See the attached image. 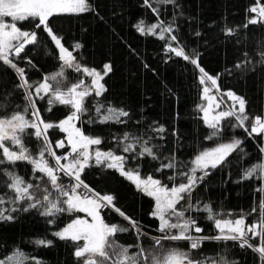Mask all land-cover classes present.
Here are the masks:
<instances>
[{
  "label": "trees",
  "instance_id": "trees-1",
  "mask_svg": "<svg viewBox=\"0 0 264 264\" xmlns=\"http://www.w3.org/2000/svg\"><path fill=\"white\" fill-rule=\"evenodd\" d=\"M87 2L91 10L53 15L49 19V27L82 68L103 73L104 65H111V71L103 79L107 91L101 97H96L94 93L88 96L85 101L88 111L77 121L86 136L101 139V144L90 146L92 151L99 149L101 152L112 151L127 156L125 170L136 169L140 178L151 176L171 188L181 179L177 177L170 181L168 177L179 171H188L197 154L213 149L222 141L240 139L243 143L239 149L227 158L226 163L210 171V175L195 189L192 200L201 207L210 204L222 219H236L243 215L247 224L257 221L259 203L264 197V192L260 191L264 187V180L258 176L242 180L241 176L246 169L264 160V153L260 151L264 147V134L249 136L243 128L233 126L237 121L232 117L225 121L220 139H209L212 129L204 122L201 110L203 98L199 69L203 68L208 75L218 78L223 92L231 91L245 99L246 114L249 116L245 127L250 130L256 116L264 118V57L261 55L264 53V17L260 16L259 11L250 12L253 7H264V0H176L175 5L153 2L152 7L158 8L159 14L146 7L144 0ZM253 19L258 22L250 24L249 21ZM141 20L145 27L161 22L165 27L172 24V34L177 36L186 54L193 58L198 55L199 67L166 51L168 33H165L164 40L159 38L160 29L156 30V35L141 34L136 28ZM36 23L35 20L17 23L22 30L35 31L39 42L27 46L25 53L14 59L18 67L25 69V76L33 85L42 82L44 76L60 71L63 63L54 41L43 28H36ZM228 29H233V34L229 35ZM77 43L81 45L78 49L75 48ZM172 46L176 47V42H172ZM238 63L242 66L236 67ZM64 73L59 84L62 90L88 80L83 72H77L74 68H65ZM19 83L20 78L15 72L0 63V118L23 112L27 106L24 90L17 87ZM51 83L55 86V82ZM97 100L105 106L112 105L128 111L130 116L122 118L126 123L96 121ZM36 105L45 122L58 123L72 111L70 106L59 104L49 111L47 97L37 99ZM30 111L26 113L27 118H31ZM160 125L165 128L164 133L157 134L150 128ZM124 133L145 140L151 137L149 146H155L153 151L159 159L153 160L147 155L133 159L132 153H124L123 143H128L120 142ZM49 138L55 142L59 140L57 128L49 132ZM23 142L36 156L41 141L25 134ZM173 155L177 167L157 171L161 162L167 163V158ZM0 169L15 171L26 182L32 183L33 194L38 199L45 195V189L54 198L57 195L48 179L40 174L34 178L32 167L24 162L15 165L5 163L0 165ZM65 178H60L59 183L64 186L72 184V180ZM6 180L7 177L0 174V195L7 199L14 194L4 187ZM81 180L96 194L115 198L114 208L102 209L104 221L109 225L130 228L129 221L115 211L116 208L120 209L146 233L139 243L148 252L162 255L170 249H178L189 253L193 260L204 261V264H211L212 261L219 264L221 257L228 264H261L258 253L250 248H241L238 242L233 241L209 240L201 248L192 250L188 241L164 240L162 247H156L151 238L162 233L158 231V218L151 215L155 209L154 197L138 190L133 181L116 169L95 164L84 169ZM23 206L26 205H20ZM4 207L13 206L6 204ZM253 208L257 211L253 212ZM41 211H16L11 213L13 220H0V260L19 250L27 257L24 264H35L36 260L43 264H83V258L78 259L74 255L79 242L61 240L53 235L74 219L75 211L59 213L55 217L42 216ZM190 214L203 229L199 235L218 234L214 223L207 219L206 212L191 211ZM50 220H54V223H50ZM37 240L52 241V244L38 245ZM115 240L124 246H135L138 242L134 229L117 233ZM252 243L256 245L259 240H252ZM132 251H136L135 247Z\"/></svg>",
  "mask_w": 264,
  "mask_h": 264
},
{
  "label": "snow or ice",
  "instance_id": "snow-or-ice-1",
  "mask_svg": "<svg viewBox=\"0 0 264 264\" xmlns=\"http://www.w3.org/2000/svg\"><path fill=\"white\" fill-rule=\"evenodd\" d=\"M176 4V0H144V5L151 8L153 13L159 14V9L152 7V3ZM91 10V5L87 0H0V63L7 68L13 70L20 78L18 88L24 90V99L27 106L23 112H15L10 117L0 118V165L8 163L15 165L18 161H27L32 165L33 172L43 173L47 177L49 184L56 190L57 195L53 198L52 194L45 189V195L42 199H38L33 194L32 183L26 182L15 171L8 169H0V174L7 177L4 187L10 190L14 195L5 198L0 195V220L11 221L14 216L11 214L16 211H30L32 209H42L40 214L45 217H55L59 213L84 211L92 217V222L87 220L76 219L68 224L62 230L53 233L54 236L61 240H71L73 242L84 241L82 245L76 244L74 252L75 257L83 258V264H204V261L193 260L189 253L182 252L178 249H170L162 255H156L154 252L146 251L139 243L140 238L145 236L140 226L130 217H127L120 209L115 211L119 213L124 219L129 221L130 228H125L117 224L108 225L100 216L101 208L112 206L114 197L112 195H105L100 197L95 194L96 198L90 196H81L77 189L83 187L88 188L81 180V173L85 168L91 167L93 164L106 167L108 169H116L120 174L127 179L133 181L138 190H142L147 195L154 197L155 209L151 213L153 217L158 218V231L162 233L161 236L152 237L153 243L156 247H162V241L171 240H185L190 243V249L196 250L202 247L205 241H233L238 242L241 248H250L254 253H258V258L261 264H264V197L259 203V219L252 224L246 223V218L241 215L236 219H222L213 211L210 204H204L202 207L199 203H193L192 196L195 189L202 183L207 176L210 175V169H215L218 166L227 162V158L243 143L240 139H233L229 143L219 144L216 148L200 152L191 161L192 167L188 171H179L173 176H169L170 181L176 180L177 177L181 179L178 184H173L171 188L162 184L160 180L153 179L149 176L146 180L140 178L139 171L136 169L125 170V163L127 156L117 155L112 151L101 152L99 149L89 151L91 145L101 144V139L98 137L86 136L74 121H80L84 113L88 111L85 107V101L88 96L94 95L101 97L107 91L104 84L100 81L103 75H107L111 71V65H104L103 75L95 69H89L79 65L75 61V57L67 48L61 43L49 27V19L56 14L65 13H83ZM261 17H264V7L259 9L253 7L250 12H257ZM10 17L11 22H6L5 18ZM35 20L36 28H43L55 42L59 49V59L63 62L61 69L58 72L44 76L42 82L38 84L29 83L25 76V69L18 67L14 62V58H20L22 53H25L26 47L38 44V36L35 31L22 30L17 26L19 21ZM258 21L250 20V24H255ZM247 27V25H245ZM136 28L141 34L156 35V30L160 29L159 38L166 39L165 33H168L166 51L174 53L177 57H182L184 60L199 67L198 55L197 58L186 54L184 48L179 45L177 36L172 34L174 28L172 24L167 27L163 23L153 24L145 27L144 21L141 20ZM228 34H233V29L227 30ZM197 35H199L197 33ZM172 42H176L177 46L173 47ZM81 45L77 43L75 48H80ZM264 57V53L261 54ZM31 64V60L28 61ZM264 62V60H262ZM237 64L236 67H241ZM65 68H74L77 72H83L91 77V83L84 86V82L80 81L78 84H73L67 90H62L59 87L60 78L64 76ZM203 75L200 78L201 84H204L205 79L211 81L213 86H217L218 78L209 76L200 68ZM55 82V86L51 82ZM79 90L78 89H81ZM34 89V92H33ZM205 96L209 92L207 87L204 88ZM228 97L233 100V105L228 111H221L212 118L208 119V110L202 108L204 111V122L213 131L208 137L220 135L221 121L234 117L237 121L234 127L243 128L249 136L253 134H264V118L256 116L251 122L250 130L245 127L249 116L246 114V101L243 97L237 96L235 93L228 91ZM47 97L49 105L48 110L59 105H67L72 108V112L65 119L58 123L45 122L40 114L39 108L36 106V98L41 100ZM238 105V107H237ZM31 115V119L27 118L26 113ZM96 121L99 123L114 122L124 124L126 121L122 118H128L130 113L123 108H117L112 105H107L100 101H96L95 105ZM89 122H94L90 120ZM58 128L61 132L66 133V140L57 141L55 148H64L70 146V151L64 156L56 155L51 140L49 139V129ZM151 130L157 134L164 133L165 128L160 125L158 127L150 126ZM32 130L29 132V130ZM30 134L35 136L41 145L38 149L37 155L33 156L30 150L24 145L23 136ZM162 139L163 137L160 136ZM142 137L133 136L129 133H124L120 142L123 143V152L132 153V158L137 156H150L153 160L159 157L153 151V147L149 146V141ZM6 143L15 145L16 149L12 150L6 146ZM137 146L140 150L137 151ZM264 153V147L260 149ZM47 157L55 160V165H50ZM67 163H61V161ZM167 163L161 162L160 168L175 169L177 161L175 156L167 158ZM200 175H197V172ZM59 173H63L75 183L69 186H64L59 183ZM259 177L264 180V160L254 164L244 171L241 176L242 180H249L254 177ZM38 187V186H37ZM90 191V190H89ZM264 192V187L260 189ZM63 197V199H61ZM186 201V206L181 202ZM10 204L13 207L5 208L4 205ZM20 205H26L20 207ZM66 206V207H65ZM190 211L206 212L207 219L214 223V227L218 230L215 236L193 235V232L200 234L203 229L198 226L196 220L191 216H186ZM253 212L257 209L253 208ZM175 218L173 222L172 218ZM54 223V220H50ZM131 229L135 230L137 236V244L135 246H124L116 242L115 236L117 233L128 232ZM173 229L177 231L173 233ZM252 238H259V243L253 245L250 241ZM36 244L43 246H50L52 241L37 240ZM135 247L136 251H132ZM27 259L24 253L19 250L14 251L6 259L0 260V264H24ZM35 264H43L42 261L36 260ZM211 264H218L217 261H212ZM219 264H228L224 257L220 258Z\"/></svg>",
  "mask_w": 264,
  "mask_h": 264
},
{
  "label": "rangeland",
  "instance_id": "rangeland-1",
  "mask_svg": "<svg viewBox=\"0 0 264 264\" xmlns=\"http://www.w3.org/2000/svg\"><path fill=\"white\" fill-rule=\"evenodd\" d=\"M5 20H6V22H11V18L10 17H6L5 18ZM18 26V25H17ZM14 59H16V58H14ZM200 70V69H199ZM97 71V70H96ZM97 72H99V71H97ZM205 72V71H204ZM99 73H101L102 75H103V73L102 72H99ZM85 74V73H84ZM86 75V74H85ZM203 75V73H201V71H200V78H201V76ZM87 76V75H86ZM104 76L105 75H103V79H104ZM210 76V75H209ZM88 77V80H84L83 82H84V86H87V85H89L90 83H91V77H89V76H87ZM103 79L100 81L101 83H103ZM79 83V82H78ZM78 83H76V84H78ZM104 84V83H103ZM71 87V86H70ZM69 87V88H70ZM205 87H207L208 89H209V92L207 93V96H205V93H204V88ZM79 90H82V88L81 89H78V91ZM228 91H226V92H223L221 89H220V86H219V84H218V80H217V86H213L212 85V83H211V81H209V80H207V79H205V82H204V84H202V98H203V108L204 109H207L208 110V119H209V121H211L212 120V118L214 117V116H216L219 112H221V111H228V110H230L231 109V107H232V105H233V100L230 98V97H228L227 95H226V93H227ZM238 96V95H237ZM37 99H39V98H36V100ZM37 106V105H36ZM237 107H238V105H237ZM72 112V111H71ZM202 114H203V119H204V111H202ZM29 119H31V118H29ZM65 119V118H64ZM63 120V119H62ZM226 120H228V119H225V120H223V121H221V131H222V129H223V125H224V123H225V121ZM74 123L76 124V126L78 127V125H77V121H74ZM52 129H49V132L51 131ZM57 130H58V132H59V135H60V138H58L59 140L58 141H60V140H66V133H63V132H61L58 128H57ZM213 131V130H212ZM49 132H48V135H49ZM221 133V132H220ZM58 137V136H57ZM56 137V138H57ZM216 137V139H220V136L218 135V136H215ZM50 139V138H49ZM51 142H52V145H53V147H54V150H55V152H56V155H59V156H64L67 152H69L70 151V146H67V144H66V146L64 147V148H55V144H56V142L55 141H53V140H51ZM231 142V141H230ZM222 143H229L228 141H222V142H220L219 144H222ZM219 144H217V146L219 145ZM6 146H8V147H10L12 150H15L16 149V146L15 145H11L10 143H6ZM216 146V147H217ZM216 147H214V148H216ZM89 151H92V147H90L89 148ZM47 159H48V161H49V164L50 165H55V160L53 159V158H51V157H47ZM18 162H24V163H26L27 165H30L31 167H32V165L30 164V163H28L27 161H18ZM61 163H67V161H61ZM211 170H213V169H210V171ZM32 172H33V168H32ZM36 174H40V175H42V176H44V174L43 173H39V172H36V173H34L33 172V177L34 178H37V177H35L36 176ZM201 173L198 171L197 172V175H200ZM59 176H60V178L61 179H66L65 177H67V176H65L63 173H59ZM39 177H41V176H39ZM45 177V176H44ZM47 178V177H46ZM67 178H69V177H67ZM42 179V178H41ZM40 179V180H41ZM142 179V178H141ZM143 180H146V179H143ZM72 183H75V181H73L72 180ZM90 190V191H89ZM77 192H78V194H80L81 196H90L91 198H96V196H95V192L94 191H92L91 189H89V188H87V189H85V188H83V187H81V188H79V189H77ZM100 197H103V195H99ZM53 198H54V196H53ZM61 199H63V197L61 198ZM182 204H184L185 206H186V201H183V202H181ZM66 207V206H65ZM108 207H111V206H108ZM106 207H104V208H101V210L100 211H102V209H105ZM191 212V211H190ZM190 212H187L186 213V216H191V214H190ZM74 215H75V217H74V219L73 220H76V219H81V220H87L88 222H92L91 221V219L88 217V216H86V215H84V214H82L81 213V211H75V213H74ZM231 219V218H230ZM72 220V221H73ZM172 220H173V222H175V218L173 217L172 218ZM225 220H228V218H225ZM72 221L71 222H69L68 224H70V223H72ZM105 223H106V221H104ZM67 224V225H68ZM107 224V223H106ZM66 225V226H67ZM109 225V224H108ZM65 226V227H66ZM173 231V233H175L177 230L176 229H173L172 230ZM193 235H199V234H197V233H195V232H193ZM252 240H259V238H252L251 239V243H252ZM79 243L82 245L83 243H84V241H79ZM253 244V243H252Z\"/></svg>",
  "mask_w": 264,
  "mask_h": 264
},
{
  "label": "water",
  "instance_id": "water-1",
  "mask_svg": "<svg viewBox=\"0 0 264 264\" xmlns=\"http://www.w3.org/2000/svg\"><path fill=\"white\" fill-rule=\"evenodd\" d=\"M55 43V42H54ZM61 43H62V41H61ZM63 44V43H62ZM56 46V45H55ZM65 47V46H64ZM66 48V47H65ZM58 49V48H57ZM59 50V49H58ZM68 51H70V50H68ZM71 52V51H70ZM81 213L82 214H84V215H86V216H88L90 219H91V221H92V217L91 216H89L88 215V213L87 212H84V211H81ZM100 216H101V218L104 220V218H103V214H102V211H100ZM201 234V233H200Z\"/></svg>",
  "mask_w": 264,
  "mask_h": 264
}]
</instances>
